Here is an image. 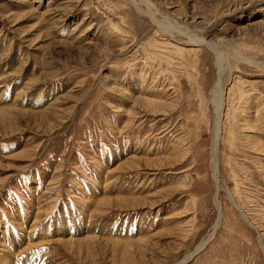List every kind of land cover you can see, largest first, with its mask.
<instances>
[{
    "label": "rangeland",
    "instance_id": "obj_1",
    "mask_svg": "<svg viewBox=\"0 0 264 264\" xmlns=\"http://www.w3.org/2000/svg\"><path fill=\"white\" fill-rule=\"evenodd\" d=\"M263 107L264 0H0V257L264 264Z\"/></svg>",
    "mask_w": 264,
    "mask_h": 264
},
{
    "label": "bare ground",
    "instance_id": "obj_2",
    "mask_svg": "<svg viewBox=\"0 0 264 264\" xmlns=\"http://www.w3.org/2000/svg\"><path fill=\"white\" fill-rule=\"evenodd\" d=\"M142 2V1H141ZM144 2V1H143ZM142 2V3H143ZM145 4V3H144ZM49 7V6H48ZM64 10H67V7H66V9H64ZM149 10V9H148ZM47 11V10H46ZM52 12V14L54 13L55 14V16H57V15H59V10H57V9H55V11L54 10H51ZM54 11V12H53ZM63 11V10H62ZM68 11V10H67ZM47 13H49L48 11H47ZM62 13V12H61ZM146 14H148V13H146ZM150 14V13H149ZM63 18V17H62ZM160 28H161V30L163 29V31H170L171 30V26L169 25V23H168V26H164V27H162V25H160ZM179 28V27H178ZM177 28V29H178ZM182 28V27H181ZM172 29H175V27H173L172 26ZM187 29V28H186ZM80 31V30H79ZM178 31L180 32V33H183V29H178ZM187 33V32H186ZM184 34V33H183ZM84 35V34H83ZM186 35V34H185ZM195 38H197V39H195ZM193 42H192V41ZM190 42H192V43H196V44H201V43H203L204 41L200 38V37H194V39H190ZM189 44V43H188ZM212 51H216V52H218L219 51V48L217 49L216 47H211V46H208ZM225 55V54H224ZM240 58V57H239ZM225 59V58H224ZM155 79H156V77H155ZM217 86H218V88H217V90H216V92H215V95H216V100H214V103H215V115H216V117L214 116V119H213V122H214V124H213V132H212V144H211V159H212V157H213V154H215V151H216V149H217V144H218V140H217V136H218V122L220 121V120H222V118H223V114H224V103H223V101H222V96H223V90H222V88H221V85H218L217 84ZM164 92V91H163ZM156 94H158V95H156ZM155 94V96H150L151 98H155V99H152V100H149L150 99V97L148 98V99H143V98H137L136 99V107L140 110V109H142V110H145V111H147V112H150V113H152V114H159V113H163L164 111H166L167 109H171V108H173V109H175L176 107H177V105H178V101H176V100H168V101H164L165 99V97H163V96H161L160 95V93H159V91H158V93H156ZM169 94V93H168ZM148 97V96H147ZM146 97V98H147ZM163 97V98H162ZM145 98V97H144ZM225 99V98H224ZM246 106V105H245ZM244 106V107H245ZM259 106V105H258ZM257 106V107H258ZM264 108V107H263ZM261 109V108H260ZM260 109L258 108L257 110H254V116L253 117H247L246 119H243V125L245 126V129H249L250 131H252V132H250L251 134L252 133H258V131L259 132H261V133H263L264 132V127L262 126V124L264 125V122H262V120H261V118L259 117L261 114H259V112H260ZM2 110V111H1ZM247 110V109H246ZM245 110V111H246ZM248 111V110H247ZM9 112V111H8ZM8 112L6 113L3 109H0V122L3 120V118H4V116H5V114H6V124L7 125H16V119L14 120V117H12L11 116V114L9 115L8 114ZM144 113V112H143ZM142 114V113H141ZM152 114H149V116L150 115H152ZM52 115V114H51ZM64 115V114H63ZM66 115V114H65ZM64 115V116H65ZM147 115V114H146ZM225 115V114H224ZM42 116V115H41ZM64 116H58V119L59 120H61V121H65V117ZM12 118V119H11ZM58 123V122H57ZM259 123H260V125H259ZM262 123V124H261ZM242 124V123H241ZM243 125H242V127H243ZM54 125L52 124L50 127L52 128ZM58 126H60V125H58ZM59 128V127H58ZM58 128H56V129H58ZM49 129V131H52V129H50V128H48ZM16 130L18 131V128H16ZM3 132V131H2ZM14 132V131H13ZM13 132H11V133H13ZM54 132V131H53ZM249 132V131H248ZM249 134V133H248ZM250 135V134H249ZM255 135H257V134H255ZM247 136V135H246ZM251 137L252 138H258L259 139V137H260V135H259V137L258 136H252L251 135ZM250 137V138H251ZM261 137H262V135H261ZM249 138V139H250ZM251 138V139H252ZM247 139V138H246ZM248 139V140H249ZM257 139V140H258ZM262 139V138H261ZM261 139L260 140H258V142L256 143V145H255V150L256 151H258L259 153L260 152H262L263 154H264V144L262 143V141H261ZM263 139H264V136H263ZM251 141V140H250ZM252 141H254V140H252ZM251 141V142H252ZM256 142V141H255ZM30 150V149H29ZM31 151V150H30ZM33 152V151H32ZM31 152H28L27 154H30ZM20 154V153H19ZM24 154V153H23ZM34 154V153H33ZM132 155V154H131ZM20 156V155H19ZM28 156H30V155H28ZM26 157V156H25ZM32 158V157H31ZM23 159V158H22ZM177 160V159H176ZM137 162V161H136ZM172 162V161H171ZM211 163H212V161H211ZM135 164V165H134ZM129 165H134L133 167H136L137 168V163H135V162H133V161H131V162H126V163H124L123 164V166H129ZM214 164L212 163V173L214 174L215 173V166H213ZM140 166V165H139ZM118 168V167H117ZM218 173V172H217ZM215 175V174H214ZM215 179V178H214ZM216 183V182H215ZM217 188H218V186H216L215 187V189L217 190ZM103 199V198H102ZM102 199H100L101 200V202H102ZM104 199H105V197H104ZM109 200L110 199H108V204L110 203L109 202ZM122 200V199H121ZM98 201H99V199H98ZM104 201V200H103ZM105 202H107V201H105ZM112 202V201H111ZM104 203V202H103ZM114 203V202H113ZM113 206V205H112ZM238 207V206H237ZM239 209H241L240 207H238ZM241 211V210H240ZM244 214H242V217H243V219L244 220H246V219H248V218H246L245 217V215L243 216ZM248 221V220H247ZM251 221H249L248 223H250ZM251 225H252V223H250ZM253 228V227H252ZM256 229V228H255ZM43 230V229H42ZM48 230V229H47ZM46 230H43L42 232H40V234L39 233H37L36 235H35V239L37 240V239H47L48 237L47 236H49L50 234H48L47 232H45ZM257 232V231H256ZM2 233V232H1ZM3 236H5L4 234H3ZM7 237V236H6ZM17 237V236H16ZM20 237H22L21 235H20ZM30 237V236H29ZM50 237H51V235H50ZM22 239V238H21ZM23 239L25 240V241H27V242H25L24 241V244H27V243H29V242H31V240L30 239H27V238H25V237H23ZM67 239V238H66ZM36 240H33V241H36ZM8 241H9V239H8ZM260 241V240H259ZM48 243V242H45V241H40V243ZM64 242V241H63ZM62 242V243H63ZM207 241H203V242H201L200 243V245H198V247L196 248V250H195V253L201 248V247H203L204 246V244L206 243ZM10 243V242H9ZM39 242H38V244H40ZM59 243V242H58ZM67 243V242H66ZM65 243V244H66ZM22 244V243H21ZM35 245V244H34ZM67 245V244H66ZM78 245V244H77ZM31 247L33 246V245H30ZM73 246V245H72ZM23 248H25V247H23ZM23 248H21V249H23ZM16 252V251H15ZM5 254V253H4ZM7 255V254H6ZM16 255V253H13V255H11L12 257L13 256H15ZM191 255H193L192 253L188 256V258H190L191 257ZM9 256H10V254H9ZM7 257L5 258L4 256H2V257H0V264H8L7 263ZM17 259H18V255H17ZM187 259V258H186ZM186 259H184V260H182V261H180L179 263H177V264H184V262H185V260Z\"/></svg>",
    "mask_w": 264,
    "mask_h": 264
}]
</instances>
